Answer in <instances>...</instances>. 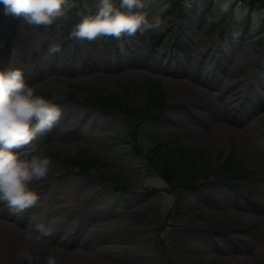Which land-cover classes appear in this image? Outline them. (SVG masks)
Wrapping results in <instances>:
<instances>
[{
	"label": "rangeland",
	"instance_id": "rangeland-1",
	"mask_svg": "<svg viewBox=\"0 0 264 264\" xmlns=\"http://www.w3.org/2000/svg\"><path fill=\"white\" fill-rule=\"evenodd\" d=\"M203 1L143 0L149 18L162 19L160 29L114 39L115 45L109 37L91 43L69 39V33L80 20L76 12L82 10L85 0H77L79 9L68 11L47 28L28 26L22 18L6 16L0 6V55L10 60L9 66L17 58V47L25 45L20 37L23 28L37 37L35 49L28 42V57L34 69L42 52L48 51L53 43L61 45L58 54L62 58L82 55L77 61L80 70L64 74L37 69L29 83L38 95L57 103L65 116L63 124L56 125L62 131L57 132V140L49 138L48 132L33 142L54 164L46 181L32 185H37L34 189L40 195L32 211L45 213L41 223L51 231L64 229L55 234L60 239L75 233H81L79 237L85 234L87 230L83 226L93 211L102 216L110 214L111 220L122 218L128 225L120 229L98 226L101 231L110 229L113 234L101 240L104 244L93 246L100 250L88 258L71 255L67 250L70 248L60 249L61 253L40 246L36 252V247L27 246L24 250L31 251L34 264H46L50 252L56 255L58 264H104L108 257H112L111 264L145 263L140 255L146 248L153 253L151 259L155 264H172L166 254L183 264L178 258L186 246L193 244L212 250L210 239L227 241L231 231L246 238L255 251L264 252L262 222L225 216L226 211L238 209L225 206L224 191L211 186L217 183L223 190L248 199L254 192L264 200V155L260 152L264 148V121L249 126L251 138L245 143L239 139L241 145L225 139L220 148L207 149L203 143L191 139L194 120L168 108L171 90L165 72L180 70L186 59L195 64L196 71L206 67L209 72L210 84L203 86L204 91L196 96L195 109L205 114L216 111L224 119L236 120H244L251 114L250 100L242 97L225 103L219 91L220 69L231 63L233 57L243 58L240 66L225 65L224 72H235L238 83L242 87L247 84L253 93L263 90L264 5L259 4L252 13L254 25L244 27L241 19L249 9L245 0H214L209 10L202 6ZM87 3L91 7L93 0ZM226 3L229 7L224 10ZM231 14L236 18H229ZM134 41L141 42L143 56L135 54ZM124 50L132 55L128 66L117 64L121 62L115 58ZM95 60L104 62L105 71L92 66ZM143 60L157 69L142 67ZM94 92L101 101L119 102L118 111L89 104L90 94ZM253 93L248 95L250 99ZM101 101L97 103H105ZM170 147L182 149L186 158L183 165H176V177L168 180L158 167ZM80 155L99 163L88 170L69 163ZM192 194L204 196L206 205L185 212L183 202L186 195L191 198ZM239 212L244 213L241 209ZM252 214L264 216V213ZM180 215L185 222L182 227L192 228L194 224L201 229L191 233L165 224L167 219L173 223ZM226 244L231 245L230 241ZM13 257L10 264H28Z\"/></svg>",
	"mask_w": 264,
	"mask_h": 264
},
{
	"label": "bare ground",
	"instance_id": "bare-ground-1",
	"mask_svg": "<svg viewBox=\"0 0 264 264\" xmlns=\"http://www.w3.org/2000/svg\"><path fill=\"white\" fill-rule=\"evenodd\" d=\"M28 32L29 30H24L23 28L20 37L25 45L21 44V47H17L19 51L16 53L17 58L12 62V66L8 65L10 63L9 59H5L0 55V70L7 68H20L23 70L28 83L31 82V78L37 69L39 72H56L64 74H69L71 72L73 73L74 71L80 70V66H77V61H80L82 58L81 54L74 55L72 59H69L60 57L58 53L55 55H49L47 50L42 52L39 60H37L38 62L35 63L37 64V68L34 69V65L31 63L28 57V42H31V48L35 49L37 43H35L34 40L37 37L28 34ZM134 42L135 54L137 53L140 56H143L144 52L141 42ZM44 47L45 45H43V48ZM131 56V54L127 53V50H124L120 55H116L115 58L121 62H118L117 64L128 66ZM241 59L238 57H233V61L225 65L236 64L240 66ZM184 61L185 63L182 64V68L180 70L167 69V72H165L167 74L165 80L169 89L171 90V100L168 104V108L172 111H176V113L185 115V117H191V119H193L195 122L191 139L193 141H197L198 143H203L207 149H215V147L220 148L225 139L229 141L234 140L239 145H241L239 139L243 141L242 143H245L247 140H249L251 138L249 126L264 121V110H262L264 109V85H262V92L255 91L253 93L247 89V84H243L244 87H242L241 84L238 83V80L236 77H234L236 75L235 72L229 74L224 72L223 68L225 65H223V68L220 69L221 73L219 74L221 79V89L219 91L222 93L224 102L227 103L232 99L245 97L246 99L250 100L251 104L253 105L251 114L244 120H236L232 118L224 119L218 115L216 111H209L208 114H205L201 110L195 109L197 106L196 96L204 91L203 86L210 84L209 72H207L206 67L196 71L195 64L187 59ZM91 64L100 71H105V64L103 61L98 63L95 60V62H92ZM141 66L152 70L157 69L154 64L147 60H143ZM252 93L253 96L250 99L248 95ZM101 102L106 103H102L101 105H106L107 110H111L110 108H113L114 103H116L115 101H106L105 99ZM63 114L64 112L62 111V116L59 121L62 124L65 117H63ZM253 114L255 116H253ZM139 117L143 118V115H140ZM130 131L131 129H129V132ZM57 132L61 133L62 131L55 126L49 132L48 137L57 140L59 138V136H57ZM260 152L261 155H264V148H261ZM211 186H215L217 189H222V191H224L226 196V204H224L225 206H234L238 209H231L230 212L226 211L224 213L225 216L234 215L236 217H242L248 220L254 218L257 221H261L264 225V216L252 214L264 213V200H260L257 195L254 194V192L249 194L251 199H248L237 196L231 190H223V187L217 183H214ZM192 196L193 197L190 198L186 195L182 205L185 212L193 211L196 208L199 210L204 204L206 205L204 196L200 194H192ZM250 201L259 203L252 204ZM32 209L33 208H29L19 215H11L9 214L8 209L3 204H0V264H10L12 255H14L13 259H16L19 257V252L24 250V248H27L28 245L24 241L25 229L30 226L34 227L37 224H42L41 220L44 218L45 213H35L32 211ZM239 209H241L244 213L239 212ZM181 217L182 215H180L179 218L173 223H169L167 219L165 224L168 226H179V228L173 227V229L186 230L187 232L191 231V233L197 231L195 229H201L198 225L194 224L192 225V228L182 227L185 225V222L181 219ZM32 218L35 219L31 221ZM109 218H111L110 214L107 216H102L97 211L90 212L89 217L86 218L88 222L83 226V229L87 231L85 234H82L81 237H79V234L81 233H75L74 235H69L60 239L55 235L59 234L60 231L53 230L51 231L52 234L49 237L39 242H34L32 245L36 247V252H39L38 250H40V246L42 248H54L61 253L63 252L60 249L70 248L67 250L71 255L79 256L80 258H88L90 255H93L100 250H97V248L93 249V246L100 244L101 240H104L110 237L109 235L113 234L110 233V229L108 232H105L101 231L99 227L109 226L113 229H120L122 226H124L123 228L128 227V225L125 224V220L122 218H117L116 220H111ZM228 241H230L231 245L226 244ZM209 242L211 243L212 250H210L209 247L208 249L198 248L197 245L193 244L186 246L181 252L180 258H178L179 262L183 264H264V252L255 251L252 243L248 242L246 238L242 239L238 237L236 233H233L232 231L228 234L227 241H224V239L222 240L221 238L219 240L210 239ZM143 252L144 254H141L140 256L143 255V261L145 263L137 264H155L151 259L153 257V253L150 250L148 251L147 248L146 251ZM158 252L159 251H156V254ZM212 252H217L219 254L229 253V255L214 256L215 254ZM166 256L171 257L170 263L173 262L172 264H179L178 262L174 261L175 259L173 255L171 256L166 254ZM111 258L112 257H108V259L104 261V264H111V262H113Z\"/></svg>",
	"mask_w": 264,
	"mask_h": 264
},
{
	"label": "clouds",
	"instance_id": "clouds-1",
	"mask_svg": "<svg viewBox=\"0 0 264 264\" xmlns=\"http://www.w3.org/2000/svg\"><path fill=\"white\" fill-rule=\"evenodd\" d=\"M6 16L23 21L28 26L50 27L72 9H79L77 0H0ZM229 5H223L227 10ZM143 0H87L80 17L69 33V39L89 43L106 37L132 38L160 29L163 21L158 16L149 18ZM62 51L59 43L50 44L48 53ZM62 110L53 100L38 95L26 81L20 68L0 70V204L11 215H19L35 207L39 193L32 187L45 180L53 168L51 157L44 155L33 142L50 132L60 121ZM28 246L52 233L43 224L24 230ZM19 258L34 264L31 251L21 250ZM46 264H58L54 253H49Z\"/></svg>",
	"mask_w": 264,
	"mask_h": 264
},
{
	"label": "trees",
	"instance_id": "trees-1",
	"mask_svg": "<svg viewBox=\"0 0 264 264\" xmlns=\"http://www.w3.org/2000/svg\"><path fill=\"white\" fill-rule=\"evenodd\" d=\"M214 2V0H204L203 1V7L205 8H210V5H212ZM245 2L248 3L249 6V11L252 12L254 8H256L259 4L264 5V0H245ZM247 13L245 15V17L241 20H243L244 23V27H246L252 20V15L251 13ZM229 18H236L234 17L232 14L228 15ZM95 93V94H94ZM93 94H91L92 98L95 99L98 97L97 93L94 92ZM98 102V100H96ZM118 104L114 103V106H116ZM103 106V105H102ZM105 109L107 108V106H103ZM168 154L165 155L164 154V159H162L161 161H159V167L158 170L160 172H162L166 178L169 180L171 179V177H176V174H178V172L175 170L176 165L177 164H182L185 162V158H186V152H184L182 149H176V148H172L170 147L167 150ZM73 164H77V165H81L82 168L84 169H88L89 167H91L93 164L96 163L95 160L83 155L81 158H74L71 160ZM157 169L156 171L159 172ZM159 172V173H160ZM161 174V173H160ZM177 179V178H176Z\"/></svg>",
	"mask_w": 264,
	"mask_h": 264
}]
</instances>
